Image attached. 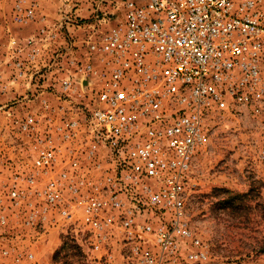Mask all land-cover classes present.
<instances>
[{"label":"built area","instance_id":"built-area-1","mask_svg":"<svg viewBox=\"0 0 264 264\" xmlns=\"http://www.w3.org/2000/svg\"><path fill=\"white\" fill-rule=\"evenodd\" d=\"M126 7L100 39L88 37L75 71L60 79L61 113L49 112L42 99L47 112L20 121L34 139L32 168L0 173V224L8 221L5 202L27 226L69 221L78 208L93 249L120 231L143 264H162L178 238L199 244L185 201L209 120L264 102V0H144ZM25 43L30 58L40 52L36 38ZM86 164L94 177L83 172ZM151 211L155 219L137 223ZM148 234L157 256L140 240Z\"/></svg>","mask_w":264,"mask_h":264},{"label":"rangeland","instance_id":"rangeland-1","mask_svg":"<svg viewBox=\"0 0 264 264\" xmlns=\"http://www.w3.org/2000/svg\"><path fill=\"white\" fill-rule=\"evenodd\" d=\"M128 1L144 0H0V173L4 178L32 168L34 139L20 129L22 118L46 113L42 99L50 105L49 112L58 107L61 113L60 79L73 74L88 37L100 39L123 18ZM67 16L72 20L66 21ZM31 37L40 46L33 58L25 43ZM16 63L21 65L20 75ZM73 99L74 106L81 101L78 95ZM44 122L40 120L39 130ZM209 122L212 131L195 153L185 201L188 225L199 244L178 238L175 253L163 256L162 264H264V102L225 110ZM81 168L89 178L96 175L92 166ZM5 204L8 221L0 224V264H143L120 231L93 249L78 208L69 221L27 226L18 208ZM24 207V203L19 206ZM156 217L151 211L147 217L137 216V223ZM140 240L158 255L151 234ZM198 249L204 257H189Z\"/></svg>","mask_w":264,"mask_h":264},{"label":"trees","instance_id":"trees-1","mask_svg":"<svg viewBox=\"0 0 264 264\" xmlns=\"http://www.w3.org/2000/svg\"><path fill=\"white\" fill-rule=\"evenodd\" d=\"M263 212H264V209H263Z\"/></svg>","mask_w":264,"mask_h":264}]
</instances>
